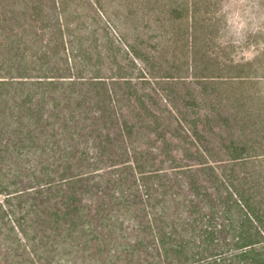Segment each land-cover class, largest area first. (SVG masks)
I'll return each mask as SVG.
<instances>
[{
  "label": "trees",
  "instance_id": "1",
  "mask_svg": "<svg viewBox=\"0 0 264 264\" xmlns=\"http://www.w3.org/2000/svg\"><path fill=\"white\" fill-rule=\"evenodd\" d=\"M164 1L0 0V264H264V66L200 47L221 0H170L188 58L150 62L124 8Z\"/></svg>",
  "mask_w": 264,
  "mask_h": 264
},
{
  "label": "rangeland",
  "instance_id": "2",
  "mask_svg": "<svg viewBox=\"0 0 264 264\" xmlns=\"http://www.w3.org/2000/svg\"><path fill=\"white\" fill-rule=\"evenodd\" d=\"M131 3L132 2H130V4ZM133 3L134 7L129 9L136 11L139 1H134ZM130 4L125 6L124 15L129 21L128 27L132 32L134 31L133 34H137V31L134 29L135 25L131 21V18L137 16L141 19L139 22L141 27V40H145L147 44L151 45L160 42L159 44L165 48L164 50H156L158 56H160L161 53H163L164 56L162 55L160 58L150 59V62L160 61L165 66H169L171 63L186 64L188 51L183 34L184 25H186V23L178 24L169 20L166 15V10L169 4H171V1L165 0L157 8L153 7L152 10L147 12V15L144 14L142 9L130 15L127 9ZM120 13V10L111 11L113 16L119 15ZM199 19H201V23H203L202 20L212 19V21H206L207 23L215 25L210 26L207 30H202L199 34L200 47H203L204 39L206 38L207 43L211 42L214 46L213 48L211 47V49L215 51V54H211V62L214 63L215 61L224 63V65H230L232 64L231 61H250L254 63L255 67L264 66V0H221L219 3L215 4L214 7H211L209 12H206L205 6L203 5ZM143 26L146 27L143 28ZM174 28L181 29L178 39L182 41L176 42L175 37L170 33L173 32ZM91 37L93 38L94 36ZM129 37L128 38L131 39L132 35L130 34ZM88 44H92V42L89 41ZM183 45H185V49ZM146 47L150 49V51L152 50L148 46ZM175 47L177 48L175 49ZM84 61L87 63L99 62L97 57H93L92 60L87 58L84 59ZM116 62L130 64L123 53L118 54L117 59L114 60V63ZM144 87L146 89L156 88L157 91L160 90L164 92V94H172V97H178L180 93L184 94L185 92L183 85L176 86L173 84L157 83L145 84ZM248 87L249 91L258 93V96L259 93L264 92V84L254 83ZM235 90L236 88H226L224 93L230 95ZM208 91L210 92L212 90L209 89ZM199 109L197 110L200 111ZM74 262L97 264L93 263L95 261L84 260L83 258L74 260ZM53 264H68V262L64 261L58 263L56 260Z\"/></svg>",
  "mask_w": 264,
  "mask_h": 264
}]
</instances>
